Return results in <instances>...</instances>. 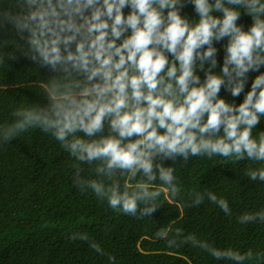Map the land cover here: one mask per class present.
<instances>
[{"label": "clouds", "instance_id": "9594fccd", "mask_svg": "<svg viewBox=\"0 0 264 264\" xmlns=\"http://www.w3.org/2000/svg\"><path fill=\"white\" fill-rule=\"evenodd\" d=\"M191 3L194 21L180 14L183 0H15L20 11L0 12V23L12 24L25 55L58 75L39 82L46 106L20 105L14 120L0 125V143L31 129L50 134L79 162L73 165L75 187L138 219L151 218L165 194L170 202L181 198L176 168L160 161L221 157L264 165V131L252 134L264 116V73L255 76L241 103L219 96L222 86L239 96L247 73L264 65V0ZM241 7L253 20L246 31L237 24ZM223 38L222 74H216L213 41ZM197 69L205 70L202 82ZM79 164L93 166L98 179L83 176ZM245 175L264 182V166L248 167ZM186 197L187 207L207 199L232 215L227 199L214 192L190 190ZM237 221L264 223V209L244 212ZM155 238L234 264L264 259V252L220 249L179 228H161ZM69 240L105 254L87 233L72 232Z\"/></svg>", "mask_w": 264, "mask_h": 264}, {"label": "trees", "instance_id": "16d2710c", "mask_svg": "<svg viewBox=\"0 0 264 264\" xmlns=\"http://www.w3.org/2000/svg\"><path fill=\"white\" fill-rule=\"evenodd\" d=\"M4 10L20 11L15 0H0V12ZM129 11L127 7L123 9L125 15ZM179 11L190 21L198 19L191 0H183ZM239 11L237 24L246 31L252 17L243 7ZM213 44L217 49V66L212 71L222 74L227 38ZM23 45L24 40L12 24L0 23V56H3L0 125L11 123L12 112L20 105L46 106L48 101L39 82L58 75L32 61L25 55ZM10 53L15 59L10 58ZM208 68L209 63L205 62L204 69ZM205 70L197 69L201 82ZM260 73H264V65L247 73L244 91L239 96L233 97L223 86L219 96L229 103H241L252 80ZM261 131H264V116L252 134L256 136ZM160 162L176 168L183 189L181 198L170 202L165 194L151 218L138 219L115 212L90 190L81 192L75 187L73 165L79 162L50 134L31 129L8 143H0V264H111L107 254L115 257V264H234L216 260L190 244L167 247L164 240L155 238V233L168 227L179 228L185 235L195 234L220 249L264 252V223L241 225L237 221V216L244 212L264 209V182L252 181L245 175L248 167L264 165L247 160L232 164L221 157H190L187 162L178 157L175 161ZM79 166L84 170L83 176L98 179L93 166ZM190 190L223 196L232 215H225L207 199L199 206L187 207L190 201L186 193ZM72 232L87 233L105 254L93 251L87 242L69 240ZM245 264H264V259Z\"/></svg>", "mask_w": 264, "mask_h": 264}]
</instances>
